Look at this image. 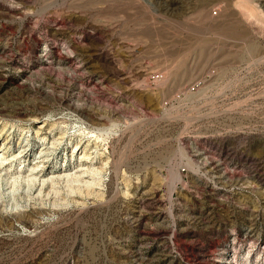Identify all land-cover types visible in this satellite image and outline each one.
I'll use <instances>...</instances> for the list:
<instances>
[{
    "label": "rangeland",
    "instance_id": "1",
    "mask_svg": "<svg viewBox=\"0 0 264 264\" xmlns=\"http://www.w3.org/2000/svg\"><path fill=\"white\" fill-rule=\"evenodd\" d=\"M0 264H264V0H0Z\"/></svg>",
    "mask_w": 264,
    "mask_h": 264
},
{
    "label": "bare ground",
    "instance_id": "2",
    "mask_svg": "<svg viewBox=\"0 0 264 264\" xmlns=\"http://www.w3.org/2000/svg\"><path fill=\"white\" fill-rule=\"evenodd\" d=\"M89 157H90V156H88V155H84V156H82V159L85 158L84 161L87 162V161H89V160H88Z\"/></svg>",
    "mask_w": 264,
    "mask_h": 264
}]
</instances>
